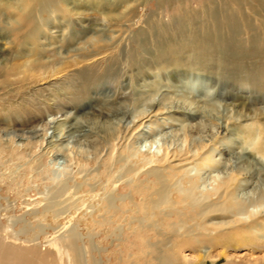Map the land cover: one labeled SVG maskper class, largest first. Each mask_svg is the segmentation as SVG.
<instances>
[{
	"label": "rangeland",
	"instance_id": "rangeland-1",
	"mask_svg": "<svg viewBox=\"0 0 264 264\" xmlns=\"http://www.w3.org/2000/svg\"><path fill=\"white\" fill-rule=\"evenodd\" d=\"M41 2L32 15L36 31L28 36L25 25L15 21L7 10L8 6H14L17 12L18 1L0 0V111L2 116L12 111L8 115L15 121L12 124L15 131L10 130L6 136L0 133V138L9 146L12 142L25 146L26 155L22 162L15 161L13 172L36 165L42 173L44 170L58 172V181L70 177L75 167L72 147L86 148L92 141L101 142L102 130L114 125L130 130L137 121L135 115L139 111L150 112L157 103L164 106V111L181 110L184 113L181 121L203 126V142L209 143L214 134L219 136L213 154L221 160L226 157L228 167L243 164L253 174L259 170L253 159H249L253 163L246 162L254 155L248 149L243 151L241 137H257L260 131L264 132V123H261L264 122V0H189L184 12L176 15L167 9L158 10L157 0ZM156 14L160 19L158 26L164 25L163 28L178 15L194 22L178 38L192 32L202 42L211 38L210 31L216 39L215 30L218 31L220 47L211 56L213 59L206 60V65L214 67L213 72L195 67L181 69L171 62L160 70L156 63L157 46H162L165 39L156 25L158 28L152 26L146 34L147 47L137 49L134 35ZM205 27L209 30L207 33ZM180 46L176 45L174 51H179L177 57L186 64L193 56L188 46ZM129 50L134 55L131 60L126 55ZM28 60L34 68L42 66L43 71L37 77L28 74L6 77L5 71ZM97 67L105 70L92 86H70V90L81 92L77 97L62 87L78 72ZM2 81L8 82L2 85ZM8 106L9 110L5 109ZM42 112L44 118L40 119ZM153 120L145 123L137 137L160 127L167 136L174 133L177 138L182 136L180 124L167 120V115ZM18 126L24 131H18ZM227 137L233 145L227 143L230 139L225 141ZM175 139L162 142L156 150L174 145ZM48 147L52 150L47 151ZM241 152L247 155L240 156ZM47 172L41 184L26 185L25 188H31V197L43 185L51 184ZM1 190L0 187V204L15 209L18 203L8 199ZM39 226H43L44 234H36L38 250L54 257L52 248L45 243L52 229L43 223ZM258 242V245H247L233 239L223 248L209 249L204 245L203 253L187 246L180 250L179 257H184L181 261L187 264H264V241ZM205 252L212 258L196 259ZM220 253L227 257L219 259Z\"/></svg>",
	"mask_w": 264,
	"mask_h": 264
},
{
	"label": "bare ground",
	"instance_id": "bare-ground-1",
	"mask_svg": "<svg viewBox=\"0 0 264 264\" xmlns=\"http://www.w3.org/2000/svg\"><path fill=\"white\" fill-rule=\"evenodd\" d=\"M17 1L20 4L17 12L14 6H8L7 10L15 21L25 25L29 36L36 31L32 22L34 9L44 0ZM188 2L157 0L156 7L176 15L184 12ZM158 14L151 15L147 25L134 35L138 50L147 47L146 34L152 26H158ZM191 21L178 15L168 22L169 26H158L165 39L162 46H157L156 63L160 70L171 62L181 69L195 67L213 72L214 67L206 65V60L213 59L211 56L220 47L219 33L214 28L216 39L210 31L211 38L202 42L192 32L178 38L184 29L193 25ZM176 45L188 46L193 59L183 64L177 57L179 51H174ZM126 55L129 60L134 56L132 50ZM31 62L28 60L19 68L14 66L8 72L4 70L6 77L14 74L37 77L43 68H34ZM18 70L21 73H17ZM104 70L99 67L82 70L68 78L62 87L77 97L81 92L72 91L71 87L92 86ZM6 82L1 84L6 85ZM152 108L150 112L139 111L136 119L133 116L137 121L130 130L114 125L102 130L101 142L92 141L86 148L72 147L73 175L58 181L60 174L48 171L51 184L37 189L34 197L30 196L31 188L25 187L31 183L41 184L47 170L42 173L38 171L39 166L34 165L13 172L15 161L25 160V146L14 142L9 146L0 138L1 191L18 203L15 209L0 204V264H187L181 261L184 257H179L180 250L187 246L203 253L204 245L209 249L223 248L233 239L247 245L264 241V132L260 131L257 137L242 135L240 140L245 147L243 151L248 149L257 157L251 156L246 161L253 163L249 161L253 159L260 166L253 174L243 164L228 167L226 157L215 158L213 147L220 137L211 134L209 143L203 142V126L181 121L184 115L181 110L164 111V106L158 103ZM5 109L9 110V106ZM2 113L0 111V115ZM9 113L6 111L0 119V133L5 136L14 130L15 121ZM165 115L167 120L180 124V138L175 133L167 136L161 127L151 128L149 133L137 137L145 123ZM40 117L44 118L43 112ZM18 131H24L22 126H18ZM170 139H175L174 145L156 150ZM227 139L230 138L225 141ZM227 143L234 144L231 139ZM51 147L47 151H51ZM240 154L247 155L246 152ZM41 223L52 229L45 243L52 248L54 257L38 250L36 234H44ZM17 242L24 245L19 246ZM204 254L196 259L212 258L208 252ZM223 257L227 256L218 254L219 259Z\"/></svg>",
	"mask_w": 264,
	"mask_h": 264
}]
</instances>
